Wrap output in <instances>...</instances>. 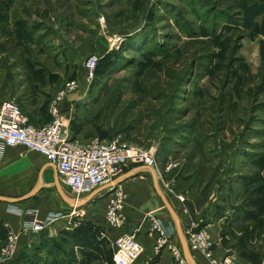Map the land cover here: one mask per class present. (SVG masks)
I'll return each instance as SVG.
<instances>
[{
  "label": "rangeland",
  "instance_id": "rangeland-1",
  "mask_svg": "<svg viewBox=\"0 0 264 264\" xmlns=\"http://www.w3.org/2000/svg\"><path fill=\"white\" fill-rule=\"evenodd\" d=\"M99 44L89 82L83 63ZM72 81L75 140L155 150L158 176L184 197L195 231L218 222L223 257L264 264V0H0V96L44 126ZM18 160L36 165L34 177L5 179L2 196L40 184L46 160L24 146L5 150L0 176L24 172ZM110 194L81 209L63 203L10 264H114L116 245L103 236ZM6 244L0 231V257Z\"/></svg>",
  "mask_w": 264,
  "mask_h": 264
},
{
  "label": "built area",
  "instance_id": "built-area-1",
  "mask_svg": "<svg viewBox=\"0 0 264 264\" xmlns=\"http://www.w3.org/2000/svg\"><path fill=\"white\" fill-rule=\"evenodd\" d=\"M123 40L121 36L112 38L110 50L119 49ZM99 62L100 56L94 54L83 63L89 82L94 80ZM80 87L79 81H72L66 85L53 102L51 120L44 126L31 123L18 103L0 96V162L7 148L24 146L40 154L55 167L61 184L73 195L76 203L83 202L85 197L114 182L128 166L158 169L153 149L130 146L118 140L107 142L96 139L84 145L73 138L71 114L63 111L60 104L67 95L78 92ZM110 191L105 213L106 224L113 230H121L125 224L124 198L116 187ZM177 198L184 202L183 196ZM17 213L26 220L19 234L9 224H4L7 244L1 253L0 264H10L15 259L19 252L20 237L30 240L59 220L55 215L41 222L37 220L34 212L25 213L18 210ZM75 213L76 211L73 212ZM149 219L152 221L151 232L158 234L155 250L160 252L168 249L178 264H188L181 247L170 240L161 221L151 217ZM140 230L135 228L131 232L121 233L115 239L114 264H136L144 252V247L138 239ZM186 236L190 248L201 252L211 264H238L231 256L219 258L216 255V243L206 231L191 230Z\"/></svg>",
  "mask_w": 264,
  "mask_h": 264
},
{
  "label": "crops",
  "instance_id": "crops-1",
  "mask_svg": "<svg viewBox=\"0 0 264 264\" xmlns=\"http://www.w3.org/2000/svg\"><path fill=\"white\" fill-rule=\"evenodd\" d=\"M98 46L99 47L96 49L97 55L99 54L98 51H101L103 50V48H105V44H99ZM80 92L81 91L79 90L75 94L67 95L60 104L61 109L63 111H66V113L71 114L74 110L75 104L80 99L81 96ZM6 154L7 151L5 153V156ZM32 161L34 162V160ZM16 163L17 166L15 167L18 168V170L24 169L25 171L15 173L14 176L13 173L8 176L2 175L0 176V183L5 181V179L11 180V177H15L14 179L17 178L16 180H19V182L23 180L31 179L32 175L34 177V171L32 167L36 165L27 164V163L24 164L21 160L16 161ZM158 173L159 172L157 169H152L146 166H128L124 170V173L116 179V180L119 179L121 180L120 184L116 187V189L123 195L124 198V207H123V216L125 218L124 228L121 230H113L106 225L105 233L103 232V236L108 241L114 242L115 239L121 233L131 232L135 228H140L141 230L138 239L144 247V252L142 256L138 259L136 264H178L173 253L170 252L168 249H163L160 252H157L155 250L158 234H154L151 232L152 221L149 219L150 217L160 220L163 228L167 232V235L170 237V240L175 245L181 247L182 249V245L177 233L176 221L173 218V216L170 214L167 207L165 206L161 197L159 196L155 186L156 181H158L161 192L167 198L172 208L178 215V218L182 225L184 237L186 239L189 248H190V244L188 242L189 240L187 239L186 233L191 230L195 231L194 227L196 225L193 218L191 217L192 214H190V212L187 211L183 203L180 202V200L176 196H173L171 194L168 188V184L163 179L160 180ZM38 174H39L40 184L37 185V187L38 186L41 187L33 197L20 201L16 204H8L5 202H0V227L2 229L1 231L5 233V235H6V230L4 228V224L6 223L9 224L15 232H17L18 234L20 233L21 226L23 222L26 220V218L18 215L17 213L18 210H22L25 213L34 212L36 214L37 220L41 222L45 221L49 216H55L56 214L61 212V209H63V203L66 204L68 203L60 196L58 192L56 185V178H58V184L63 190L66 198L75 204H82L83 202L87 201V199L92 195L91 194L90 196L85 197L83 199V202L76 203L73 195L67 190V188H65L61 184V181L59 179L55 167L49 162H47V160L38 169ZM9 183L7 184V187L5 189L13 192L19 190V188L16 187L14 188V185L13 184L11 185ZM29 183L27 181L24 187H28ZM45 184L47 186L48 191L47 194H43L41 196V194L44 192L42 191V189L45 187ZM33 190L26 191L23 195H21V197H6L2 195H0V197L20 199L30 194ZM20 191L22 190L20 189ZM109 192H110L109 188L101 191L99 194L95 196L94 201H97L98 197H103L104 195H108ZM94 201H92V203H94ZM86 207H82V208H86ZM71 208L75 209L73 207ZM204 228H203L204 231H206L210 235L212 240L216 243V255L219 258H222L224 254V249L221 247L220 244L221 228L219 223L215 222L205 226ZM38 237L39 236H34L30 240H28L26 237H20L19 249L20 250L26 249L32 243H35ZM190 250L195 264H211L201 252L194 251L191 248ZM232 257L235 260V262H237L238 264H252V262L248 259L244 258V260L243 259L240 260L235 256ZM187 263L190 264L189 262Z\"/></svg>",
  "mask_w": 264,
  "mask_h": 264
},
{
  "label": "water",
  "instance_id": "water-1",
  "mask_svg": "<svg viewBox=\"0 0 264 264\" xmlns=\"http://www.w3.org/2000/svg\"><path fill=\"white\" fill-rule=\"evenodd\" d=\"M42 176V174H41ZM121 180H116L106 186H104L102 189H99L97 190L95 193H93L88 199L87 201L83 202L82 204H75L71 201H69L63 190L61 189L60 185L58 184V178H56V185H57V189H58V192L60 194V196L73 208L75 209H80L82 207H86L88 206L89 204L92 203V201H94V198L97 194H99L101 191L105 190V189H112L114 187H117L119 184H120ZM155 186H156V190L159 194V196L161 197L162 201L164 202L165 206L167 207V209L169 210L170 214L173 216V218L175 219L176 221V225H177V233H178V236H179V239H180V242H181V245H182V249H183V252H184V255H185V258L187 259V262H189L190 264H195L194 261H193V257H192V254H191V250L186 242V239L184 237V233H183V230H182V225L180 223V220L178 218V215L176 214V212L174 211V209L172 208L171 204L169 203V201L167 200V198L164 196V194L161 192L160 188H159V184H158V181L155 182ZM41 186H38L35 190H33L30 194H28L27 196L25 197H22L20 199H11V198H5V197H0V202H5V203H8V204H16L20 201H23V200H26V199H29L31 197H33L40 189Z\"/></svg>",
  "mask_w": 264,
  "mask_h": 264
},
{
  "label": "trees",
  "instance_id": "trees-1",
  "mask_svg": "<svg viewBox=\"0 0 264 264\" xmlns=\"http://www.w3.org/2000/svg\"><path fill=\"white\" fill-rule=\"evenodd\" d=\"M100 63V62H99ZM98 67H99V65H98ZM98 69V68H97ZM22 108V107H21ZM23 110V109H22ZM24 112V111H23ZM25 113V112H24ZM26 114V113H25ZM27 115V114H26ZM28 116V115H27ZM29 117V116H28ZM30 119V118H29ZM31 121V120H30ZM32 123V122H31ZM2 229H1V227H0V231H1ZM82 253H84V252H82ZM114 263V262H113Z\"/></svg>",
  "mask_w": 264,
  "mask_h": 264
}]
</instances>
